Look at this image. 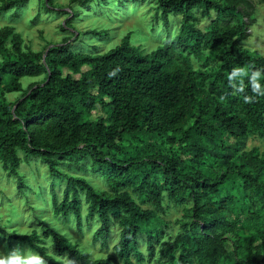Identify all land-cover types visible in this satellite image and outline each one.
Returning <instances> with one entry per match:
<instances>
[{"label": "trees", "instance_id": "1", "mask_svg": "<svg viewBox=\"0 0 264 264\" xmlns=\"http://www.w3.org/2000/svg\"><path fill=\"white\" fill-rule=\"evenodd\" d=\"M45 1L48 8L52 0ZM107 1L70 0L61 30L71 28L78 8ZM154 1L165 27L171 17L180 24L149 52L129 35L102 54L65 43L34 52L12 28L0 31V163L18 185L22 164L42 163L54 179V217L82 230L84 209L85 220L98 221L91 243L107 253L93 258L45 222L39 231L7 233L8 251L27 247L48 264H144V246L164 264H264V153L245 150L249 137L264 139V96L252 93L247 78L244 93L233 94L228 83L234 67L264 68V54L243 43L254 5ZM25 2H3L0 14H17ZM199 15L208 20L203 29ZM40 77L23 90L22 79ZM10 93L20 96L11 102ZM244 95L254 102L244 103ZM64 166L98 173L107 190L62 173ZM56 180L64 184L61 201ZM185 204L186 220L171 237L160 214Z\"/></svg>", "mask_w": 264, "mask_h": 264}, {"label": "rangeland", "instance_id": "2", "mask_svg": "<svg viewBox=\"0 0 264 264\" xmlns=\"http://www.w3.org/2000/svg\"><path fill=\"white\" fill-rule=\"evenodd\" d=\"M6 1L8 0H0V5ZM43 2L46 3L45 0H26L19 13L14 14L11 9L9 11L11 14H0V31L7 27L12 28L21 38L23 48L34 52L44 51L48 44L65 43L64 45L72 50L102 54L119 45L127 35L133 45L140 46L142 50L149 52L156 46L166 43L168 37L175 36L179 30V18L171 17L168 26L165 27L156 10L154 0H122L121 4L116 0H109L106 5L100 7L93 2L86 8H78V15L69 23L71 28L64 32L61 30V25L64 26L65 22L71 18L67 15L70 10V0H52L48 8L42 5ZM251 2L255 10V23L248 29V37L243 43L248 49L264 54V1L251 0ZM207 23L206 18L198 16L196 23L198 28L203 29ZM98 32H105L106 35L96 36L95 33ZM79 36L82 41H78ZM68 38L71 40L66 43L65 39ZM192 60L195 67L201 66V60L196 57ZM42 79L43 77L22 79L23 90L30 83L40 82ZM19 96L20 93L6 95L11 102ZM252 148H257L264 153V139L249 137L245 143V150ZM60 170L66 174L84 176L97 190H107L102 177L92 170L83 174L77 169H71L70 166L60 167ZM18 172L22 179L21 185L8 176V172L0 163V252H8L4 241L7 233L15 232L22 235L29 233L32 229L39 231L40 222H45L51 228L65 234L73 243H77L79 249L91 257L99 258L106 255V251L90 241L98 227V221L85 220L84 209L82 230H78L72 221L54 217L49 191L54 179L50 180L47 169L42 163L22 164ZM58 183L60 182L56 180L55 190L58 200L61 201L64 184L58 185ZM189 207L190 205L178 207L169 205L166 212L160 214L168 225L169 230L166 231L169 236L173 237L179 232L181 223L186 220ZM166 240L168 237H164V241ZM16 247L17 245L14 244L13 249ZM21 250L25 251L27 247ZM141 250L145 257L144 264H164V259L160 256H156L155 260L149 259L144 246ZM156 252L158 254L160 250L157 249Z\"/></svg>", "mask_w": 264, "mask_h": 264}, {"label": "clouds", "instance_id": "3", "mask_svg": "<svg viewBox=\"0 0 264 264\" xmlns=\"http://www.w3.org/2000/svg\"><path fill=\"white\" fill-rule=\"evenodd\" d=\"M115 74L116 70L111 73V75ZM245 78H247L248 85L255 96H264V85L261 83V80H264V68L255 66L232 68L228 74V83L233 89V94L245 92V88L248 86L245 84ZM223 99L224 97H221V100ZM243 100L246 104L253 103L254 96L244 95ZM0 264H48V262L38 252H33L30 249L22 251L17 246L7 253L0 252ZM64 264H74V261L66 259Z\"/></svg>", "mask_w": 264, "mask_h": 264}]
</instances>
